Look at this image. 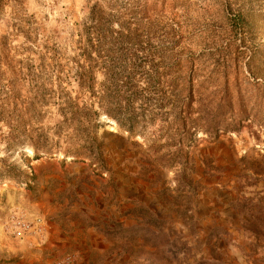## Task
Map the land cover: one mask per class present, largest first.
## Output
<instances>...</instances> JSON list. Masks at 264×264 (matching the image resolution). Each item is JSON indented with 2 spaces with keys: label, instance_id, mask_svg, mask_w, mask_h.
Returning <instances> with one entry per match:
<instances>
[{
  "label": "rangeland",
  "instance_id": "1",
  "mask_svg": "<svg viewBox=\"0 0 264 264\" xmlns=\"http://www.w3.org/2000/svg\"><path fill=\"white\" fill-rule=\"evenodd\" d=\"M94 1L0 0V93L32 74L76 90L87 52L101 150L65 156L90 131L75 124L34 159L0 122V264H264V0H99L90 18ZM179 102L198 129L176 156ZM12 211L43 235L8 229Z\"/></svg>",
  "mask_w": 264,
  "mask_h": 264
},
{
  "label": "trees",
  "instance_id": "2",
  "mask_svg": "<svg viewBox=\"0 0 264 264\" xmlns=\"http://www.w3.org/2000/svg\"><path fill=\"white\" fill-rule=\"evenodd\" d=\"M103 10L104 8L99 3V0H96L89 7L87 14L92 18L102 13ZM81 57H77L75 69L70 76L76 82V90H68L66 86H60L62 81L59 82V86L57 84L58 87H54V84L48 86V84L34 79L35 75L32 74L28 77V86L25 90L27 94H25L21 93L17 87L19 80H15L17 83L6 80L8 82L0 93V122H3L8 128L9 134L6 138L9 146L29 144L34 150V159L43 155H50L60 149L61 142L69 143L65 140L67 137L65 132H67L70 125L77 124L89 128L90 131L87 139L83 143L76 144L75 148L68 147V150L64 151V155L84 160L94 158L95 155L97 156L101 153L100 148L97 147L98 145L95 142L94 132L92 131L96 126V118L94 119L95 116L93 117V115H98L100 111L93 110L91 105V70L87 52H83ZM46 91H49L47 94L49 97H56L61 100L57 115L62 120L56 123L51 129L41 124L43 116L42 107L45 105L44 101H46L44 93ZM72 92H74L73 95ZM160 95L159 93L158 97ZM187 107L188 105L184 102H179L176 106V113L178 115L176 120L179 123L173 135L176 156L182 154L183 147L187 144L186 137L192 136L198 129V126L194 123L188 125L184 120L185 116H181ZM104 112L112 115L119 125L121 127L123 126L124 120L120 118L121 113L113 115L108 111ZM131 123H134V120H131ZM191 128H193V131ZM127 130L133 131V128L128 127ZM173 166L178 167L177 172L181 173L183 177L187 167L186 158L183 160H175Z\"/></svg>",
  "mask_w": 264,
  "mask_h": 264
},
{
  "label": "built area",
  "instance_id": "3",
  "mask_svg": "<svg viewBox=\"0 0 264 264\" xmlns=\"http://www.w3.org/2000/svg\"><path fill=\"white\" fill-rule=\"evenodd\" d=\"M31 223L20 213L11 212L8 215V229H12L17 233L25 234L29 231H34L38 236L43 235L44 232V219L39 214L32 213Z\"/></svg>",
  "mask_w": 264,
  "mask_h": 264
}]
</instances>
